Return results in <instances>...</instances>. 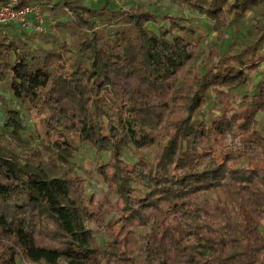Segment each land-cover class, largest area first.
I'll use <instances>...</instances> for the list:
<instances>
[{"label": "trees", "instance_id": "16d2710c", "mask_svg": "<svg viewBox=\"0 0 264 264\" xmlns=\"http://www.w3.org/2000/svg\"><path fill=\"white\" fill-rule=\"evenodd\" d=\"M18 1L47 30L0 25V122L36 114L57 152L0 134V264H264V0H172L217 32L195 64L171 16ZM76 140L99 197L63 165Z\"/></svg>", "mask_w": 264, "mask_h": 264}, {"label": "rangeland", "instance_id": "374dc122", "mask_svg": "<svg viewBox=\"0 0 264 264\" xmlns=\"http://www.w3.org/2000/svg\"><path fill=\"white\" fill-rule=\"evenodd\" d=\"M103 1H109L110 3L124 9L133 7L135 10L150 11L162 16H171L180 20L183 24L185 23L188 26L195 28L201 35L202 43L198 45V49L195 55L189 62L190 64H195L200 60L202 54L206 52L209 45L214 42L217 35V32L215 31L214 25L211 21L207 20L203 15L193 12L191 9L179 5L172 0H84V3L86 5L94 7ZM39 7L42 10V7ZM41 14L43 15L44 21V31L41 32V34H44L47 30L44 25H46V19L48 15L44 11H41ZM163 24L165 25L164 22L160 21L159 26H162ZM151 27H153L154 29L156 28L154 25H151ZM18 29H20V32L21 30H23L21 27H19ZM0 96L4 102L5 107L16 110L19 109L17 107V104L12 99L7 85H0ZM16 120L17 123L15 124L18 125L13 128L6 127L4 125L5 121L4 123L0 122V134L15 139L16 143L23 149L31 150L36 146L44 145V147L48 148L46 149L47 151H53L55 153L57 152L56 149L48 147L47 142L43 138L40 117H37L34 113L26 114L20 111V114ZM228 141L230 142V139ZM73 147H76L79 150L59 153L62 158L63 165L71 168V171L73 170L79 174L83 173L84 171L87 173H91L92 178L90 181V192L95 193L98 197L101 196V191L104 188V183L102 178L94 171V165L97 160L95 151L87 145H80L77 140ZM153 152L154 150H149L147 152H144L143 154H140V156H142L144 159H150V157H152L153 155ZM140 156L136 155V153L134 152H127V159L129 161H136V159ZM104 157L106 159L107 156L104 155Z\"/></svg>", "mask_w": 264, "mask_h": 264}, {"label": "built area", "instance_id": "2783aa9c", "mask_svg": "<svg viewBox=\"0 0 264 264\" xmlns=\"http://www.w3.org/2000/svg\"><path fill=\"white\" fill-rule=\"evenodd\" d=\"M43 16L38 5H20L18 0H7L0 6V25H17L24 29L43 31Z\"/></svg>", "mask_w": 264, "mask_h": 264}]
</instances>
